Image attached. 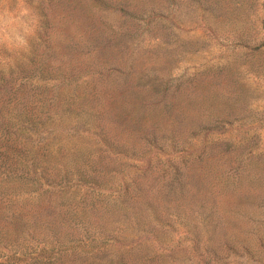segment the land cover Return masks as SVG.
I'll list each match as a JSON object with an SVG mask.
<instances>
[{
  "label": "rangeland",
  "instance_id": "obj_1",
  "mask_svg": "<svg viewBox=\"0 0 264 264\" xmlns=\"http://www.w3.org/2000/svg\"><path fill=\"white\" fill-rule=\"evenodd\" d=\"M6 7L0 264H264V0Z\"/></svg>",
  "mask_w": 264,
  "mask_h": 264
},
{
  "label": "clouds",
  "instance_id": "obj_2",
  "mask_svg": "<svg viewBox=\"0 0 264 264\" xmlns=\"http://www.w3.org/2000/svg\"><path fill=\"white\" fill-rule=\"evenodd\" d=\"M8 0H0V45L14 47L25 52L29 47V39L34 36L35 29L26 19L27 10L17 12L6 7Z\"/></svg>",
  "mask_w": 264,
  "mask_h": 264
},
{
  "label": "trees",
  "instance_id": "obj_3",
  "mask_svg": "<svg viewBox=\"0 0 264 264\" xmlns=\"http://www.w3.org/2000/svg\"><path fill=\"white\" fill-rule=\"evenodd\" d=\"M99 3H103L106 4L108 2V0H96ZM128 13H131L130 11H127ZM42 259L41 257H29L28 259L25 260V258L23 257H19V256H8L6 259V263L5 264H19V263H29L32 264L33 262H36L38 260Z\"/></svg>",
  "mask_w": 264,
  "mask_h": 264
}]
</instances>
